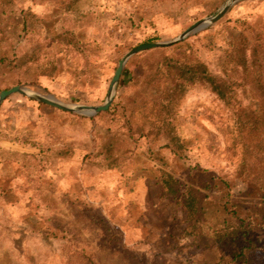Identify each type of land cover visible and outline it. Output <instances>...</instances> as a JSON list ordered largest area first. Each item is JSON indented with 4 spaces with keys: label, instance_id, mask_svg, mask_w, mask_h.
<instances>
[{
    "label": "rangeland",
    "instance_id": "1",
    "mask_svg": "<svg viewBox=\"0 0 264 264\" xmlns=\"http://www.w3.org/2000/svg\"><path fill=\"white\" fill-rule=\"evenodd\" d=\"M224 1L0 0V58L11 61L0 62V90L24 85L65 102L102 104L128 50L175 38ZM178 44L232 81L234 95L227 103L205 84L190 86L172 123L181 142L172 151L137 104L149 89V66ZM170 46L131 56L110 106L92 116L21 94L2 102L0 264H235L213 233L236 202L245 214L244 206L262 201L264 127L253 120L264 118V67L257 80L229 54L264 57V0L237 2ZM162 171L194 187L196 230L162 195Z\"/></svg>",
    "mask_w": 264,
    "mask_h": 264
},
{
    "label": "trees",
    "instance_id": "2",
    "mask_svg": "<svg viewBox=\"0 0 264 264\" xmlns=\"http://www.w3.org/2000/svg\"><path fill=\"white\" fill-rule=\"evenodd\" d=\"M65 36V35H64ZM154 38H149L146 42H151ZM232 46L234 45L231 42ZM183 46H170L163 48V51L156 57V60L147 69L145 82L149 86L148 91L143 90V100L137 104L139 114L144 120L154 118L158 134L164 133L169 139L167 147L175 151L181 142L172 134L173 120L176 116L177 105L188 91L189 87L196 84H205L220 99L230 103L234 90L232 81L214 74L207 64L197 56H192V52L182 49ZM162 48L147 50L140 54L161 50ZM167 50L168 53H165ZM231 60L245 69L251 66L253 78L259 80L264 67V57H253L249 59L246 50L240 49L236 53L230 52ZM0 62L4 65L11 62L6 57H1ZM52 75V74H49ZM113 104L109 110L116 108ZM136 110L132 109L134 113ZM260 113L255 114L253 122L264 127V118L261 120ZM263 116V114H262ZM155 125V124H154ZM142 125L138 130L142 131ZM172 134V135H171ZM162 195L179 205L186 213L188 225L186 228L197 229L200 221L198 217L199 208L194 187L187 181L174 176L172 173L162 171L159 176ZM262 190V188H260ZM262 198L257 209L249 210L245 207V214H241L238 208L240 202L234 204L233 211L220 228L215 229L213 240L216 246L225 252L230 261L235 264H264L261 236L259 230L264 229V190L258 192ZM260 228V229H259Z\"/></svg>",
    "mask_w": 264,
    "mask_h": 264
},
{
    "label": "water",
    "instance_id": "3",
    "mask_svg": "<svg viewBox=\"0 0 264 264\" xmlns=\"http://www.w3.org/2000/svg\"><path fill=\"white\" fill-rule=\"evenodd\" d=\"M240 1H243V0H225L214 14L208 17L199 19L198 21L194 22L192 25L186 28L183 32H181L175 38H172L170 40H165V41H155V42L140 44L128 50L118 61V65L113 73V76L110 80V83L107 89L106 99L102 104L93 105V104H84V103H75V102H65V101H62L56 98L52 94H46L40 91H36L24 85H14L7 89L0 90V105L9 96L13 94H21L39 103L47 104L52 107L65 110V111H69V112H73V113L80 114V115L92 116L101 111H105L108 109V107L110 106L114 98L117 84L123 72L124 66L127 60L131 56L139 52L148 50V49L170 46L173 43L181 41L185 39L186 37L192 34H195L199 32L200 30L205 29L209 25L218 21L231 8V6H233L234 4Z\"/></svg>",
    "mask_w": 264,
    "mask_h": 264
}]
</instances>
